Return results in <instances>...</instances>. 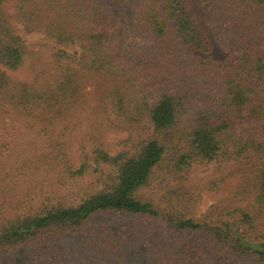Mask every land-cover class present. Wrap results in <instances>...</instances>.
I'll return each mask as SVG.
<instances>
[{
  "label": "trees",
  "instance_id": "trees-1",
  "mask_svg": "<svg viewBox=\"0 0 264 264\" xmlns=\"http://www.w3.org/2000/svg\"><path fill=\"white\" fill-rule=\"evenodd\" d=\"M7 1L0 264H264V0ZM14 23L51 43L31 80Z\"/></svg>",
  "mask_w": 264,
  "mask_h": 264
},
{
  "label": "rangeland",
  "instance_id": "rangeland-1",
  "mask_svg": "<svg viewBox=\"0 0 264 264\" xmlns=\"http://www.w3.org/2000/svg\"><path fill=\"white\" fill-rule=\"evenodd\" d=\"M12 0H8L6 3V10L8 12L12 11ZM15 27L18 30V33L21 35L22 39L24 40V43L26 45V54L23 59V62L21 65L14 71H7L9 76L13 79H21V80H31L34 78L40 71L44 70L49 62V52L51 43L50 41L43 36L40 33L32 32L28 34H24L22 32V29L19 24L14 23ZM123 47H127L126 44L123 45ZM65 49L68 52H71L73 50H76V46H65ZM215 58L221 59V60H228L230 55L228 53H215L213 54ZM188 102H191V100H188ZM0 124L10 123L12 120L8 117H5ZM12 133L13 128L15 129V134L18 133H25L26 129L24 127L23 122L16 120L15 122H12ZM109 140H117L118 137H113L112 135L108 137ZM173 180H171L169 183H164L166 185H161L164 189L163 191H168L171 188L174 190L181 189L178 192H186V190L189 189V185L192 184L194 181L198 179L203 180H210L213 178V170L211 165H198L195 167V169L191 172L190 176H188L187 180H180L179 178H176L175 175H172ZM157 196L160 194V192H156ZM187 193V192H186ZM213 191L204 192L201 196V198L198 200L194 213L195 216H200L203 214L208 206H210L212 203H214L217 199V197L213 194ZM12 264H28L25 260H18L13 258Z\"/></svg>",
  "mask_w": 264,
  "mask_h": 264
}]
</instances>
